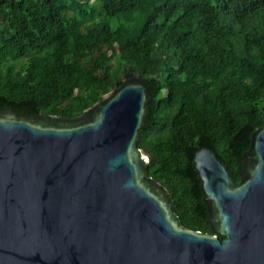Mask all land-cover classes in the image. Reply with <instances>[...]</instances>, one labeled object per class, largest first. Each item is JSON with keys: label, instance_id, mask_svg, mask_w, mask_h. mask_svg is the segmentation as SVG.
<instances>
[{"label": "trees", "instance_id": "trees-1", "mask_svg": "<svg viewBox=\"0 0 264 264\" xmlns=\"http://www.w3.org/2000/svg\"><path fill=\"white\" fill-rule=\"evenodd\" d=\"M135 75L149 175L214 233L193 161L213 149L240 180L264 126V0H0V106L74 118Z\"/></svg>", "mask_w": 264, "mask_h": 264}, {"label": "water", "instance_id": "water-1", "mask_svg": "<svg viewBox=\"0 0 264 264\" xmlns=\"http://www.w3.org/2000/svg\"><path fill=\"white\" fill-rule=\"evenodd\" d=\"M149 101L135 75L74 118L0 106V264H264V126L240 180L197 151L214 233L190 230L138 147Z\"/></svg>", "mask_w": 264, "mask_h": 264}]
</instances>
